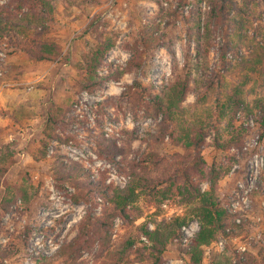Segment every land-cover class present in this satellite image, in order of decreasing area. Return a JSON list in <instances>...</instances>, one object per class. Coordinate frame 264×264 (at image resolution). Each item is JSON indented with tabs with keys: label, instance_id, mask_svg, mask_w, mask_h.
Segmentation results:
<instances>
[{
	"label": "trees",
	"instance_id": "trees-1",
	"mask_svg": "<svg viewBox=\"0 0 264 264\" xmlns=\"http://www.w3.org/2000/svg\"><path fill=\"white\" fill-rule=\"evenodd\" d=\"M95 1L9 0L4 5L0 1V49L5 46L9 55L22 53L23 63L57 61L63 46L52 31L59 2L84 9ZM177 2L175 8L162 6L168 22L160 19L142 26L130 64V68L136 64L141 47L146 51L166 48L173 56L168 80L164 85L136 80L119 97L134 112L143 109L147 117H162L141 159L120 164L118 169L130 176L125 188L107 185L105 180L93 181L89 169L66 160L59 152L48 158L49 140L58 137V127L65 124L73 101L59 112L47 113L45 138L39 152L33 153L35 160L48 163L60 187L68 184L77 190L74 196L77 203H95L99 197L104 201L101 215L90 212L80 223L77 237L59 250L57 257L64 264H88L82 259L85 254L93 255L94 264H164V255L171 244L189 255L191 264H202L207 246L220 238L232 239L246 231L253 232L250 223H236L235 216L222 206L219 182L229 169L224 164L209 166L202 149L210 137L218 149L241 148L248 130L237 126L239 113L258 116L264 135V0ZM183 10L188 12L186 40L190 50L181 65L162 27L168 26L171 18L179 17ZM114 46L115 38L109 34L85 61L74 65L79 74L78 92L102 90L110 80L123 76L120 70L101 75ZM213 49L218 54L214 64ZM191 93L196 100L186 105ZM111 100L106 99L104 104ZM29 107L20 104L12 108V118L17 124L24 125L25 118H33L34 112ZM126 134L129 137L124 140L125 145L119 146L116 138L101 133L97 142L99 156L112 162L121 156V162L125 163L134 141L133 133ZM166 138L185 153L164 155L161 145ZM17 153L16 144L0 146V235L2 221L15 203L22 199L29 205L38 194L39 187L28 172L22 171L16 181H7L8 173L16 165ZM204 182L210 184L207 191L202 190ZM141 200L146 207L157 208L167 200L177 201L186 206L187 216L156 220L154 229L148 222L138 225L136 222L145 215ZM194 218L199 220L200 230L183 247L182 227ZM117 219H121L125 232L113 240ZM29 239L30 232H25L18 236L17 242L0 249V264L25 249ZM210 264H264V247H259L258 253L251 250L238 253L228 247L224 253H215Z\"/></svg>",
	"mask_w": 264,
	"mask_h": 264
},
{
	"label": "rangeland",
	"instance_id": "rangeland-1",
	"mask_svg": "<svg viewBox=\"0 0 264 264\" xmlns=\"http://www.w3.org/2000/svg\"><path fill=\"white\" fill-rule=\"evenodd\" d=\"M0 1L4 5L9 0ZM177 1L97 0L84 9L59 2L52 31L63 46V53L57 61L23 63L22 53L9 55L8 48L4 46L0 49V146L16 144L18 151L16 165L8 173L7 181H16L24 171L31 174L32 182L39 187L38 194L29 205L19 199L2 221L0 249H6L12 241L17 242L18 236L30 232L25 249L6 259L4 264H27L29 260L34 264H64L57 257L59 250L77 237L80 223L90 212L95 216L102 213V198L99 197L95 203H77L74 201L77 190L68 184L60 187L51 175L48 163L35 160L33 153L39 152L41 141L45 138L48 111L59 112L73 101L65 124L58 127V137L49 140L48 158L59 152L65 155L66 160L89 169L93 181L105 180L107 185L117 188L128 185L129 174L118 168L120 164L128 165L141 159L162 117H147L143 109L134 112L119 97L126 86L133 85L136 80L156 85H164L168 80L173 56L166 48L146 51L141 47L139 58L134 62L136 66L130 68V64L134 61L142 26L165 19L163 7L173 5L175 8ZM187 16V10H183L179 17L171 18L168 26L163 24L162 27L168 40L173 43L175 56L181 65L190 50L186 40ZM163 21L168 22V18ZM109 34L115 38V46L104 62L101 75L120 70L124 72L123 76L110 80L102 90L78 92L76 84L79 74L74 65L85 61ZM217 57V51L213 49V64ZM108 98L113 100L104 104ZM195 100V94L191 93L185 104H192ZM20 104L30 105L28 109L34 112L33 118L23 120L24 125L17 124L12 118V108ZM237 126H245L248 130L241 148L218 149L213 137H210L203 146L202 154L209 166L224 164L229 169L219 182L222 206L235 216L236 223L238 219L240 223H250L253 232L249 234L246 231L232 239L220 238L207 246L202 264H210L215 253H224L228 247L238 252V247L245 245L247 251L254 253H258L259 247H264V169L257 173L256 187L247 203L242 200L243 192L239 187L241 182L247 180L253 157L260 154L264 158L262 124L258 116L247 117L239 113ZM101 133L116 138L119 146L125 145L124 140L127 141L129 137L126 133H133L134 141L125 163L121 162V156L115 162L99 156L97 142ZM161 152L164 155L185 153L181 147L172 145L169 138L161 145ZM201 187L207 191L210 184L204 182ZM236 202L240 204L234 213L231 209ZM140 205L145 209V215L136 223L148 222L151 229L155 228L156 220L187 216L186 206L174 200L165 201L160 208L155 205L146 207L143 200ZM193 223L198 224L199 232L198 219L190 220L185 226ZM124 232L121 219H117L113 240ZM143 240L146 241L145 238ZM220 240L225 241L224 250L217 246ZM188 245L182 243L183 247ZM82 259L94 264L93 255L85 254ZM164 264H191V258L178 245L171 244L164 255Z\"/></svg>",
	"mask_w": 264,
	"mask_h": 264
},
{
	"label": "built area",
	"instance_id": "built-area-1",
	"mask_svg": "<svg viewBox=\"0 0 264 264\" xmlns=\"http://www.w3.org/2000/svg\"><path fill=\"white\" fill-rule=\"evenodd\" d=\"M253 123V122H252ZM257 144V142H256ZM248 148H246L247 150ZM260 169H264V158L261 157L260 154H256L253 157V161L250 164V168H249V173L247 176V180L245 183H240L239 187L241 188V191L243 192L242 194V200L247 203V199L249 198L250 194L252 193V191L255 189L256 187V175L259 172ZM239 202L233 203L232 204V208L231 211H233L234 213L237 212V208L239 206ZM166 207V205H165ZM238 223L241 222L240 219L237 220ZM183 242L184 244H189L191 242V240L194 238V236L196 235V233L198 232V224L193 223L190 224L188 226H184L183 229ZM220 250H224L225 249V241L224 240H220V242L217 245ZM238 252H246L247 251V247L245 245H241L238 247ZM27 264H34L31 260H29L27 262Z\"/></svg>",
	"mask_w": 264,
	"mask_h": 264
}]
</instances>
